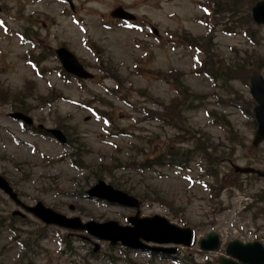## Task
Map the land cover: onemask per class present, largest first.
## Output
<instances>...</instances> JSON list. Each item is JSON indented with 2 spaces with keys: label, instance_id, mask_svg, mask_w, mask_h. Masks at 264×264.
<instances>
[{
  "label": "rangeland",
  "instance_id": "1",
  "mask_svg": "<svg viewBox=\"0 0 264 264\" xmlns=\"http://www.w3.org/2000/svg\"><path fill=\"white\" fill-rule=\"evenodd\" d=\"M254 1L239 0L238 12L245 17ZM71 4L72 8L64 0H0V174L20 200L25 205L40 201L83 222L123 223L134 211L84 197L99 179L138 198L140 216L159 215L192 228L197 241L215 231L223 245L256 237L264 244V218L253 222L252 213H241L243 194L220 189L203 176L196 163L184 171H135L144 157L157 155L167 144L177 150L182 140L187 148L200 142L216 151L223 179H230L229 161L264 170V143L251 148L255 131L251 118L223 103L234 96L232 92L248 100L247 87L227 78L226 85L218 81L213 88L195 73L209 55L218 64H236L233 67L242 76L252 69L264 76L263 62H255L264 59V27L246 24L257 32L254 48L241 36V30L248 31L246 25L237 27L236 35H227L218 25L202 23L211 18L204 0H71ZM118 7L134 16L131 24L110 17ZM222 21L228 27L238 25L234 19L233 24L226 23L227 16ZM60 46L79 60L94 76L92 80L79 82L61 73L52 56ZM193 46L202 49V57L189 48ZM42 47L46 54L36 73L27 60L31 56L36 60ZM246 56L253 60L248 66L242 61ZM180 87H184V99ZM15 97L21 110L15 107ZM200 98L202 103H198ZM248 102L244 105L249 108ZM206 109L224 115L229 132L221 121L212 123ZM150 110L171 114L178 126L148 116ZM19 111L32 118L34 126L60 130L72 148L47 135L32 134L9 118ZM240 181L245 192H259L253 211L264 214V192H260L264 182L245 176ZM16 209L0 193V216L6 218ZM29 219L21 239L32 240L35 232H41L40 223ZM56 230L46 229L26 247L0 229V264H110L107 256L115 259L112 264H176L164 259L149 263L144 255L127 252L125 256L120 249L109 250L102 243L98 257L92 258V241ZM175 255L194 264L217 257L194 246L176 248Z\"/></svg>",
  "mask_w": 264,
  "mask_h": 264
},
{
  "label": "water",
  "instance_id": "2",
  "mask_svg": "<svg viewBox=\"0 0 264 264\" xmlns=\"http://www.w3.org/2000/svg\"><path fill=\"white\" fill-rule=\"evenodd\" d=\"M114 17L121 19H131L132 17L120 9L115 10L112 14ZM251 17L256 24L264 25V0L255 4L251 9ZM56 54L62 63L63 68L80 78H90L91 75L84 71L83 67L77 60L64 48L56 50ZM250 95L256 102L253 108L255 120L257 122V130L254 135L253 145H257L264 140V80L256 72H253L250 77ZM12 117L21 119L30 123V119L20 114H13ZM59 140L64 141L62 135L58 131H51ZM235 172L244 174H256L264 178V172L252 168H240L235 166ZM0 189L3 190L17 204L16 195L12 192L8 184L0 177ZM90 195L103 198L111 203H117L125 207L138 208L139 203L133 197H130L120 191L114 190L112 187L105 185L103 182H98L89 192ZM39 220L46 224H54L61 227L82 229L91 236L109 241L111 245L117 242L129 247H140L139 239L156 243H174L184 246L190 245L192 232L190 229H180L170 225L165 219L160 217H152L148 219H139L138 213L135 217L129 218L128 223L133 227L120 226L116 222H106L103 224L88 222L81 224L79 219H67L54 211L45 208L41 203H37L32 208H26ZM200 248L204 250H215L219 246V240L215 233H210L206 239L199 243ZM226 254L236 258L239 263L231 260L220 259V264H264V248L259 243L242 245L238 241L232 242L226 247Z\"/></svg>",
  "mask_w": 264,
  "mask_h": 264
},
{
  "label": "trees",
  "instance_id": "3",
  "mask_svg": "<svg viewBox=\"0 0 264 264\" xmlns=\"http://www.w3.org/2000/svg\"><path fill=\"white\" fill-rule=\"evenodd\" d=\"M239 0H227L225 2H222L220 0H215L214 3L211 4V12L214 17H218L220 15V18L222 19L224 16L228 17V21L226 23L228 24H233V19L234 23L240 25H246V24H251L249 13L244 17L242 14L238 12L239 9V4L237 3ZM220 7H228L225 9L223 12H220ZM219 14V15H218ZM244 20V24H239ZM247 26V25H246ZM236 27V26H235ZM235 27H228L226 26L227 30L234 29ZM250 28V26H247ZM253 36V31H251V37ZM246 65H250L253 60L251 56H246V58L242 59ZM261 63L263 62L262 65H264V59H259L257 58L255 62ZM236 64L231 65H224V64H218L214 62L213 58L209 57L207 55L204 59V62L202 64L203 70L207 73L206 76L207 78L210 79L212 83H218L220 81L221 83L225 84V81L227 78L229 79H238V81H241L242 83L247 84V77H248V72L245 74V76L241 75V70H238L234 68ZM239 65V64H237ZM226 85V84H225ZM183 88V87H182ZM184 89V88H183ZM231 94V93H230ZM234 95L231 100L228 102L229 104H238V101L240 103H247L243 98L239 95L237 92H232ZM7 96L8 94H3ZM1 95V97H3ZM185 94L183 96V99L185 98ZM199 96L197 97V99ZM17 97L14 98V102L17 104L15 106L17 109L21 110L19 108ZM198 103H202L201 98L199 99ZM252 105V102L249 101L248 105ZM247 115L250 116V111L247 109ZM222 118V117H221ZM172 121V119H171ZM174 125V124H173ZM183 143V142H181ZM209 147H204V145L200 142L196 143L194 147L191 148H184L183 150H172L171 148H166L164 152L158 153L157 155L155 154L151 159L150 158H144L143 161L140 162L138 167L135 169L137 170H147L152 167H169V166H179L181 164H186V163H195L194 161H197L200 164V168L203 169V172L206 174V176L215 182L217 185H219L220 189H229L228 191L236 190V188H241L242 184L240 183V176L238 174H234L232 170L228 172L231 176L229 180H226L225 178L223 179L224 174H221L219 172L220 170V155L217 154L216 151H210ZM163 151V150H162ZM229 168V167H228ZM227 168V169H228ZM249 178L250 177H245ZM223 179V181H222ZM118 187L117 185H115ZM256 201V200H255ZM250 207V206H249Z\"/></svg>",
  "mask_w": 264,
  "mask_h": 264
}]
</instances>
